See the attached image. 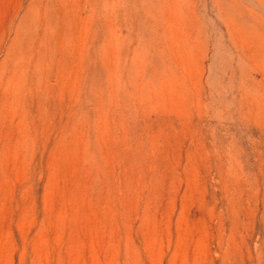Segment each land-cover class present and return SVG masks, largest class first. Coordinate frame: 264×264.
I'll use <instances>...</instances> for the list:
<instances>
[{
  "label": "rangeland",
  "instance_id": "374dc122",
  "mask_svg": "<svg viewBox=\"0 0 264 264\" xmlns=\"http://www.w3.org/2000/svg\"><path fill=\"white\" fill-rule=\"evenodd\" d=\"M0 264H264V0H0Z\"/></svg>",
  "mask_w": 264,
  "mask_h": 264
}]
</instances>
